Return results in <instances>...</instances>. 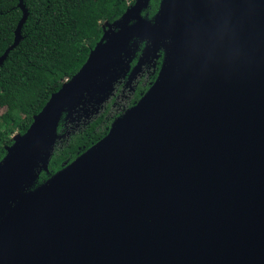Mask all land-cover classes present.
<instances>
[{"label":"water","instance_id":"95a60500","mask_svg":"<svg viewBox=\"0 0 264 264\" xmlns=\"http://www.w3.org/2000/svg\"><path fill=\"white\" fill-rule=\"evenodd\" d=\"M150 3L105 22L6 148L0 264H264V0H161L152 18ZM160 58L108 134L38 183L62 118L90 119Z\"/></svg>","mask_w":264,"mask_h":264},{"label":"trees","instance_id":"16d2710c","mask_svg":"<svg viewBox=\"0 0 264 264\" xmlns=\"http://www.w3.org/2000/svg\"><path fill=\"white\" fill-rule=\"evenodd\" d=\"M135 0H23L29 15L23 39L0 65V161L17 133H25L52 93L86 62L103 35L105 22L120 18ZM161 0H151L144 11L152 18ZM20 0H0V55L13 44L23 16ZM143 45H141L142 47ZM156 68L146 69L132 87L116 85L114 95L98 114L71 123L62 118L49 164L38 183L47 180L104 138L113 123L133 106L156 80Z\"/></svg>","mask_w":264,"mask_h":264},{"label":"flooded vegetation","instance_id":"af4514ba","mask_svg":"<svg viewBox=\"0 0 264 264\" xmlns=\"http://www.w3.org/2000/svg\"><path fill=\"white\" fill-rule=\"evenodd\" d=\"M146 69H148V68H146ZM146 69H145V70H146ZM145 70H144V71H145ZM142 74H143V73H141V74L139 75V77H140ZM139 77H138V78H139ZM138 78H137V79H138ZM137 79H136V80H137ZM136 80H135V81H136ZM135 81H134V82H135ZM134 82H133V83H134ZM118 84H122L123 86H126V85H125V81H123V82H121V83H118ZM132 85H133V84H132ZM132 85H129V86H127V87H132Z\"/></svg>","mask_w":264,"mask_h":264},{"label":"rangeland","instance_id":"374dc122","mask_svg":"<svg viewBox=\"0 0 264 264\" xmlns=\"http://www.w3.org/2000/svg\"><path fill=\"white\" fill-rule=\"evenodd\" d=\"M4 111V109L3 108H0V113H2Z\"/></svg>","mask_w":264,"mask_h":264}]
</instances>
